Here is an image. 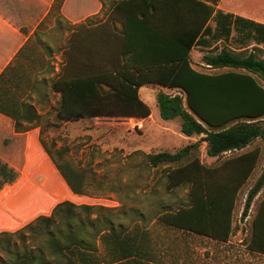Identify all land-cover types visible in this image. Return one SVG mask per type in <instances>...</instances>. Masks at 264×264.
I'll return each mask as SVG.
<instances>
[{
	"label": "trees",
	"instance_id": "16d2710c",
	"mask_svg": "<svg viewBox=\"0 0 264 264\" xmlns=\"http://www.w3.org/2000/svg\"><path fill=\"white\" fill-rule=\"evenodd\" d=\"M63 1L55 0L51 9L58 12ZM219 1H101L107 12L123 16L122 35H140L133 49L135 57L117 68L116 52L114 59L105 57L104 67L97 71L58 75L50 80V91L59 94L55 121L76 122L143 120L150 116V109L139 98L140 87L176 90L174 95L156 94L159 117L163 121L179 118L180 133L200 140L173 153L146 155L150 167L165 166L166 191L188 187L187 205L163 209L157 219L170 228L225 243L233 231L237 195L259 157L257 148L246 149L256 140L264 142V24L217 9ZM232 40L239 45L237 50L223 45ZM195 46L203 51L201 62L207 69L224 71L194 70L189 54ZM8 70L0 74V114L13 121L15 132H23L34 127L35 111L25 99L19 101L6 78ZM42 133V147L29 150L24 165L39 164L44 152L71 194L85 196L86 177L58 163L44 146ZM202 143L208 157L221 159L217 165L207 167L200 162ZM172 164L177 166L171 168ZM263 187L264 167L246 195L241 220ZM94 211L92 205L64 200L48 216H36L24 225L26 216L0 224L1 230H12L0 231V264H122L147 256L136 238L102 229L106 221L93 216ZM100 245L109 256L103 262L94 255ZM246 247L264 255V198L252 220Z\"/></svg>",
	"mask_w": 264,
	"mask_h": 264
},
{
	"label": "rangeland",
	"instance_id": "374dc122",
	"mask_svg": "<svg viewBox=\"0 0 264 264\" xmlns=\"http://www.w3.org/2000/svg\"><path fill=\"white\" fill-rule=\"evenodd\" d=\"M259 10L264 12L263 8ZM223 45L237 50L233 42ZM202 56L200 48L192 50L190 62L194 70L204 73L224 71L207 69L201 62ZM158 92L177 94L176 90L158 86L144 87L141 99L149 106L152 116L141 122V127L132 118L82 119L57 126L54 115L49 113L42 122L46 125L41 134L44 146L58 163L86 177L85 196L71 194L43 152L39 164L19 166L16 183L0 191V217L13 221L12 218L26 216L22 219L26 224L36 216L48 215L56 203L69 200L94 206L93 216L106 221L102 229H113L121 236H131L142 243L147 256L135 257L122 264H134V260L140 264H264V255L250 252L246 247L252 220L264 198V187L254 198L248 216L241 220L246 195L264 167V142L261 140L246 149L257 148L259 157L237 195L233 231L227 242L173 229L158 221L157 216L163 209L187 205L188 187L166 191L162 178L165 166L150 167L146 155L163 151L173 153L200 140V137L187 138L179 133L178 119L170 122L160 119L156 105ZM236 154L238 152L225 157ZM198 158L207 167L217 165L221 160L208 157L204 143L199 146ZM94 255L102 262L109 258L102 245Z\"/></svg>",
	"mask_w": 264,
	"mask_h": 264
},
{
	"label": "crops",
	"instance_id": "0c3cea01",
	"mask_svg": "<svg viewBox=\"0 0 264 264\" xmlns=\"http://www.w3.org/2000/svg\"><path fill=\"white\" fill-rule=\"evenodd\" d=\"M54 1L0 0V74L9 69L6 78L12 82L10 87L17 92L19 101L25 99L35 111L31 124L34 127L23 132H15L13 121L0 114V191L19 179V166L26 164L27 152L42 147L40 133L46 127L42 122L49 113L55 114L59 100V94L50 91L51 79L63 74L97 71L104 67L105 57L110 55L114 59L116 52L117 68L135 57L133 49L140 35H122L123 16L102 7L101 1L110 0H64L58 12L51 9ZM259 8L264 10V0H247L246 4L238 0H220L217 5V9L225 13L264 24V12ZM235 46L239 45L235 43ZM194 48L197 47L191 49L190 57ZM151 86L139 88L140 99L141 90ZM151 116L150 111L148 118L132 120L145 122ZM71 123L58 122L56 125ZM8 222L9 219L0 217V224Z\"/></svg>",
	"mask_w": 264,
	"mask_h": 264
},
{
	"label": "built area",
	"instance_id": "2783aa9c",
	"mask_svg": "<svg viewBox=\"0 0 264 264\" xmlns=\"http://www.w3.org/2000/svg\"><path fill=\"white\" fill-rule=\"evenodd\" d=\"M138 127H141V122L136 124Z\"/></svg>",
	"mask_w": 264,
	"mask_h": 264
}]
</instances>
